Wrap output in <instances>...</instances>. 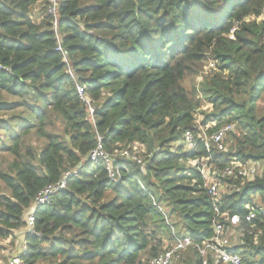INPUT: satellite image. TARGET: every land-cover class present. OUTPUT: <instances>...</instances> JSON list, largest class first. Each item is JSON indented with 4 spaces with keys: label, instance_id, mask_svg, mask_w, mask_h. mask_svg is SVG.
Returning a JSON list of instances; mask_svg holds the SVG:
<instances>
[{
    "label": "trees",
    "instance_id": "trees-1",
    "mask_svg": "<svg viewBox=\"0 0 264 264\" xmlns=\"http://www.w3.org/2000/svg\"><path fill=\"white\" fill-rule=\"evenodd\" d=\"M58 1L69 65L48 0H0V153L11 157L0 169V241L24 229L39 194L70 174L35 211L18 254L25 264H150L176 237L193 244L172 264L187 253L183 264H203L199 248L219 219L191 162L264 165V0ZM208 61L215 68L202 96L213 107L198 124L203 104L186 80L202 78ZM55 121L63 136L51 132ZM212 123L208 135L233 127L226 152H208L199 138L200 125ZM33 136L42 148L29 144ZM135 144L144 170L115 154ZM99 148L119 182L104 160H91ZM228 183L220 212L242 218L246 237L234 252L252 264L264 259V233L256 244L244 218L256 211L264 232V168L253 181Z\"/></svg>",
    "mask_w": 264,
    "mask_h": 264
},
{
    "label": "built area",
    "instance_id": "built-area-1",
    "mask_svg": "<svg viewBox=\"0 0 264 264\" xmlns=\"http://www.w3.org/2000/svg\"><path fill=\"white\" fill-rule=\"evenodd\" d=\"M47 12L54 18V23L57 20L59 21V1L49 0V7L47 9ZM53 30L58 39V51L64 54V62L69 65V61L66 58L64 49L61 45V35L59 34V28L57 24L55 27H53ZM211 67L215 68L214 61L211 63ZM68 73L73 76L70 68ZM78 90L82 100L89 105L90 114L93 115L95 112L94 109L90 107L91 103L89 98L84 95V88L79 86ZM215 125V123L209 124L206 127L200 125L199 138L205 142V148L208 152H211L213 149L221 152H226L228 149L225 144V138L227 137L229 132H232L233 127L231 125H228L215 132L214 134L208 135L207 130ZM184 138L188 150L195 149V147L197 146V139L194 137L193 133L187 131ZM140 149L142 148L138 144H135L133 145V147H130L126 150L116 151L115 154L121 159L136 162L141 166L142 170H144V163L139 157V153H137V151ZM142 151L144 152V150ZM98 159L104 160L108 165V170H111L110 179L114 182H119L121 178V172L115 170L113 158L103 153L101 148H99L91 154V160L97 161ZM212 162V157L201 160H194L193 162H191L193 166L199 167L201 175L206 181L205 188L207 189L208 195L210 196L213 203L216 217L219 219L214 223L213 226V238H211L210 240H206L199 248L200 254L204 257L203 264H208V256L215 262V264H238L237 260L234 259L237 257L239 258V264H247L238 253L234 252L235 248H238L240 245L244 244V238L246 237L245 231L240 228L242 218L239 215L231 216L229 213H221L219 204L221 203L223 196L225 194H228V191L230 190V185L229 183L227 184L228 179L238 180L239 178H241L247 181H253L261 172L259 164L243 163L239 160H235L229 167H226L225 169H219L214 166ZM121 168H126V165H122ZM68 177H70V174H67L60 184L49 187L39 194L38 198L36 199L34 208L31 210L27 217L30 233L34 232L33 225L35 222V211L40 206L47 204L51 195H53L56 191L65 188L66 179ZM256 218V211H251L244 219L250 224L252 223L250 225L252 230L249 232V235L254 237L255 243L258 244L260 236H262L264 232L262 229L256 230V223H253V220ZM192 244L193 240L191 237H176L175 243L170 248L161 253L158 257L154 258L150 264H172L174 260L179 258L185 251H187ZM24 248L22 252L27 251L26 244ZM10 264L25 263L23 262L21 256L18 255L14 257Z\"/></svg>",
    "mask_w": 264,
    "mask_h": 264
},
{
    "label": "rangeland",
    "instance_id": "rangeland-1",
    "mask_svg": "<svg viewBox=\"0 0 264 264\" xmlns=\"http://www.w3.org/2000/svg\"><path fill=\"white\" fill-rule=\"evenodd\" d=\"M44 1L45 0H41V2H44ZM46 2H47V0H46ZM48 3H49V0H48ZM37 12H38V10L35 9L34 14H37ZM48 15H50V14H48ZM53 20H54V18H53ZM261 20L264 21V16H262L258 21H261ZM56 24L58 25V20L55 23H54V21L52 22L53 27H55ZM211 59L212 58H210V60ZM212 62L213 61H210V62L208 61L204 64V66H205L204 72H206V73L204 74V72H203L204 75L202 78H200V76H202L200 74L196 78H188L186 80V86L188 87L187 88L188 90L191 91L192 88H196V90L199 91V98H197V99H199L203 104L201 109L198 111V115H197V123H200V124L204 121L205 114L210 113L212 111V107H213V105L208 103V100L204 99V97L202 96L204 84L206 83V80H207L206 77L211 76L209 74L211 73V71L213 69L211 67ZM260 106H261V108L264 109V102L261 103ZM52 131L63 136V131H64L63 125L60 122L55 121L51 127V132ZM227 138L228 137L225 138V141L227 140ZM29 140H30L29 144L32 147H34L36 149L42 148L43 142L39 141L35 136L31 137ZM229 146H231V143H229ZM137 153H139V156H140V154L143 153L142 149L138 150ZM10 162H11V157L9 155L0 153V169L7 168ZM259 167H260V171L262 172L264 165L261 164ZM28 231H29V225H27L24 229L17 231L15 233V235L13 237L9 238L8 240L0 241V264H10L11 261L14 259V257L18 256V254L22 252L23 248L25 247V234L28 233ZM167 245H168V242L166 243V246ZM24 250H25V248H24ZM187 256H188V253L186 255H184V261H185ZM181 258H183V257H181ZM184 261L182 259H179L174 264H183ZM263 263H264V259L262 257H259L258 260L255 261V264H263ZM39 264H45V263L40 262Z\"/></svg>",
    "mask_w": 264,
    "mask_h": 264
},
{
    "label": "clouds",
    "instance_id": "clouds-1",
    "mask_svg": "<svg viewBox=\"0 0 264 264\" xmlns=\"http://www.w3.org/2000/svg\"><path fill=\"white\" fill-rule=\"evenodd\" d=\"M83 162L81 161V164H82ZM77 167H79L80 165L78 164V165H76ZM109 174L111 175V170H109ZM241 234H243V233H241ZM226 242V241H225ZM234 259H236L237 260V262H238V264H239V258L237 257V258H234Z\"/></svg>",
    "mask_w": 264,
    "mask_h": 264
}]
</instances>
